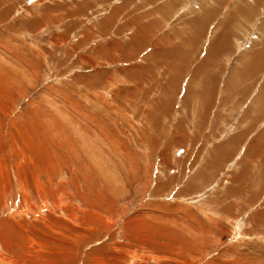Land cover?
I'll return each mask as SVG.
<instances>
[{"label": "rangeland", "instance_id": "obj_1", "mask_svg": "<svg viewBox=\"0 0 264 264\" xmlns=\"http://www.w3.org/2000/svg\"><path fill=\"white\" fill-rule=\"evenodd\" d=\"M251 1L0 0V264H264Z\"/></svg>", "mask_w": 264, "mask_h": 264}, {"label": "crops", "instance_id": "obj_2", "mask_svg": "<svg viewBox=\"0 0 264 264\" xmlns=\"http://www.w3.org/2000/svg\"><path fill=\"white\" fill-rule=\"evenodd\" d=\"M249 6H251V8H252V10H253V12L254 13H257V11L259 10L260 12H261V9H262V7H264V0H252L251 1V4L249 5ZM263 12H264V10H262ZM223 31V30H222ZM261 37H262V35H261ZM230 43V42H229ZM258 45H256V46H258L259 47V49H257V50H255V49H252L251 50V53L250 54H252L253 53V51H254V55H255V53H257L259 56H260V54L262 55V56H260L259 57V60H260V63L261 64H264V49H263V51H261L260 52V48L261 47H263L264 48V41H262V40H259L258 41ZM217 45H215V47H216ZM219 51V50H217V49H214V51ZM236 71H237V73L235 72V73H233V70L232 71H230V72H228V76L227 77H229V78H232V77H237L238 76V74H240L241 75V77L243 76L242 74H241V70L239 71V70H237L236 69ZM230 73V74H229ZM227 75V74H226ZM260 77V76H259ZM262 77V76H261ZM260 77V78H261ZM264 84V79L263 80H261V82L259 83V85L257 86V87H259V86H261V85H263ZM260 103H261V106H262V108H264V98L262 99V101H260ZM260 137H264V135H261Z\"/></svg>", "mask_w": 264, "mask_h": 264}, {"label": "bare ground", "instance_id": "obj_3", "mask_svg": "<svg viewBox=\"0 0 264 264\" xmlns=\"http://www.w3.org/2000/svg\"><path fill=\"white\" fill-rule=\"evenodd\" d=\"M48 205H46V207H47Z\"/></svg>", "mask_w": 264, "mask_h": 264}]
</instances>
